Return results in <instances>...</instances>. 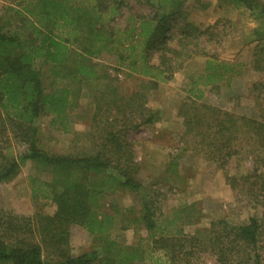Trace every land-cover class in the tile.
<instances>
[{
    "label": "trees",
    "instance_id": "1",
    "mask_svg": "<svg viewBox=\"0 0 264 264\" xmlns=\"http://www.w3.org/2000/svg\"><path fill=\"white\" fill-rule=\"evenodd\" d=\"M116 1L110 9L111 14L120 10L122 1ZM217 1L219 5L243 7L257 21L264 18V2L261 0ZM145 2L156 8L157 15L153 19L142 17L138 26L130 30L132 33L139 28L136 36L142 39L140 43L133 42V38H130L128 44H125L126 40L116 42L110 33L102 36L105 33L104 25L98 24L105 8L99 0L93 3L87 0H41L39 22L36 26L32 24L31 30L28 25L18 30L0 26V184L13 180L26 162L36 163L56 177L64 173L68 177L79 176L78 180L69 179L57 186L52 183L43 184L46 190H42L41 195L52 200L56 206L52 216H21L0 208V264H196L197 261L193 262L192 259L197 260L201 253L211 255L215 264H264L263 116L259 119L238 116L201 101L203 92L196 95L193 93L195 90H190L192 97L180 106L178 115L182 119L185 135L192 136V151L225 171L227 183L238 193V197H244L262 210L260 217L252 215L243 225H232L225 220L214 222L206 241L182 234L181 230L178 235L158 234L159 195L155 192L147 196L144 185L137 179L139 166L135 162L132 145L124 138L127 130L125 124L111 132L110 137L101 142L92 156L49 154L41 149L38 121L43 116L63 119L70 101V89L45 87L35 65L38 61L52 65L65 64L73 42L70 38H58L47 28L55 26L68 29L73 26L70 33L76 40L86 35L95 43H115L124 51L134 54L127 58L121 57L120 64L131 59L127 68L136 76L149 79L145 85L149 90H156L160 83L171 81L191 55L197 54L194 50L196 42L205 32L184 17L182 4L186 0ZM180 20L182 26L178 24ZM171 21H175V26L183 33V38L175 44L169 41L172 37ZM123 33L128 35L129 30ZM128 37H131L130 34ZM191 45L192 50L189 48ZM138 46H141V52L136 55ZM82 50L91 57L100 52L93 44L82 47ZM156 54L157 62L153 63ZM263 55V48L256 51L252 70L264 71L261 64ZM208 58L205 72L195 85H228L234 78L241 77L248 67L215 56ZM74 69L73 66L71 74L66 78L74 75L77 78L73 79H78L80 83L82 78L99 82L97 90H106L114 85L110 84L113 80L109 76L107 82H100L103 77L99 78L96 70L84 65V62H80L76 71ZM141 87L144 88L143 84ZM261 87H264V82L254 84V90H250V93L260 91V98L264 92L259 90ZM120 99L126 102V98ZM129 101L135 104L133 113L140 119L138 124H134V129L158 121L157 112L147 106L143 91L135 92ZM12 143L26 147V152L16 157ZM239 157L242 160L249 157L254 169L246 175L233 177L227 172V167ZM176 166L171 162L169 170ZM89 176L97 177L100 185H91ZM115 190L141 196L140 217L135 222L141 223L148 232L149 244L146 248H130L109 239L114 215L104 212L99 216L94 205L98 199L105 197L106 192ZM38 194L36 191L35 196ZM75 225L99 239L104 236L102 250L79 256L71 255L70 229ZM196 247L205 250L197 252L194 250ZM44 252L54 257L52 263L44 262ZM156 253L163 254L165 259L155 258Z\"/></svg>",
    "mask_w": 264,
    "mask_h": 264
},
{
    "label": "rangeland",
    "instance_id": "2",
    "mask_svg": "<svg viewBox=\"0 0 264 264\" xmlns=\"http://www.w3.org/2000/svg\"><path fill=\"white\" fill-rule=\"evenodd\" d=\"M40 1L0 0V26L18 30L28 25L31 30V25L36 26L39 22ZM121 1L119 12L111 14L110 9L115 0H99L105 8L98 24L104 25L105 33L102 36L110 33L116 42L126 40L125 44H128L130 38H133V42L140 43L142 39L136 36L139 28L132 33L130 30L138 26L142 17H156L157 10L145 0ZM182 9L189 22L204 27L200 29L205 35L199 36L196 42L194 50L197 54L191 55L173 79L160 83L156 90L145 87L149 79L138 77L127 68L131 59L120 64L121 57L127 58L134 54L124 51L117 44L106 45L104 41L101 44L99 41L95 43L86 35L76 40L70 33L73 26L68 29L55 26L47 28V31H52L58 38L72 39L69 58L65 64L59 65L38 61L35 68L41 73L45 87H68L70 101L63 119L55 116H43L39 119V140L41 149L49 154L92 156L101 142L110 137L111 132L125 124L127 130L125 128L124 138L132 145L135 162L139 166L137 179L144 185L147 196L155 192L159 195L158 234L178 235L181 230L182 234L206 241L214 222L225 220L232 225H243L252 215L260 217L262 210L241 195L238 197V193L228 185L225 171L192 151V136L185 135L178 112L183 101L192 97L190 90L196 88L193 93L198 95L203 92L201 101L205 103L238 116L258 119L264 117V92L260 98V91L250 93V90H254V84L264 82V71L252 70L256 51L262 48L264 50V18L255 22L247 10L242 11L233 5H219L217 0H186ZM178 22L179 26L183 25L182 20ZM174 23L175 21L170 22L172 37L169 40L173 44L183 38L182 31ZM124 30H129L128 35L123 33ZM129 34L131 37H128ZM92 44L100 52L91 57L84 53L82 47ZM189 48L192 50V45ZM244 50L248 53L247 62L242 63L248 67L241 77L234 78L228 85H194L205 72L208 56L239 62L236 58ZM139 52L141 46H138L136 55ZM157 57V54L154 55L153 63L157 62ZM80 62L95 69L99 78H104L105 75L106 79L101 78L100 82H107L109 76L113 80L110 84L114 85L106 90H97L99 82L82 78L80 83L78 79H73L76 77L74 75L66 78L71 74L73 66L74 71L77 70ZM261 64L264 66V60ZM142 84L145 89L141 87ZM115 87L118 90H114ZM259 90H264V87ZM141 91L145 93L147 106L157 112L158 121L134 129V124H138L140 119L133 113L135 104L129 98ZM120 98H126V102H122ZM129 127L132 128L128 129ZM12 144L16 157L27 150L26 147ZM171 162L177 166L169 170ZM253 169L249 157L244 160L239 157L229 163L227 172L233 177H239ZM78 177H68L67 173L56 177L50 171L45 172L36 163L26 162L13 180L0 184V208L21 216H52L56 206L52 200L41 195V191L46 190L43 184L52 183L57 186L69 179L78 180ZM89 181L91 185H100L97 177L89 176ZM36 191L39 193L37 196ZM140 202L141 196L122 190L106 192L103 199L95 202L94 210L99 216L104 212L114 215L109 239L130 248L147 247L148 232L141 223L135 222L140 217ZM102 238L104 236L99 239L75 225L70 229L69 251L73 256L94 250L100 252L104 246ZM194 250L203 252L205 249L196 247ZM154 257L165 259L161 253L154 254ZM197 258L192 259L193 262L197 261L196 264H215L214 258L207 253H201ZM43 259L46 263H52L54 257L44 252Z\"/></svg>",
    "mask_w": 264,
    "mask_h": 264
},
{
    "label": "crops",
    "instance_id": "3",
    "mask_svg": "<svg viewBox=\"0 0 264 264\" xmlns=\"http://www.w3.org/2000/svg\"><path fill=\"white\" fill-rule=\"evenodd\" d=\"M261 1H264V0H261ZM242 11L245 10L243 7H239ZM257 20H255L256 22ZM195 26L199 27V28H204L203 26L199 25V24H196L194 22H192ZM247 51L244 50V51H241V53L237 56L236 60L239 61L240 63L242 62H247ZM195 85V84H194ZM194 90H197L196 88H194Z\"/></svg>",
    "mask_w": 264,
    "mask_h": 264
}]
</instances>
